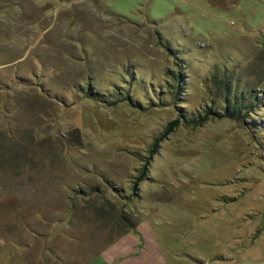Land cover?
I'll use <instances>...</instances> for the list:
<instances>
[{"label": "rangeland", "instance_id": "1", "mask_svg": "<svg viewBox=\"0 0 264 264\" xmlns=\"http://www.w3.org/2000/svg\"><path fill=\"white\" fill-rule=\"evenodd\" d=\"M0 264H264V0H0Z\"/></svg>", "mask_w": 264, "mask_h": 264}, {"label": "trees", "instance_id": "2", "mask_svg": "<svg viewBox=\"0 0 264 264\" xmlns=\"http://www.w3.org/2000/svg\"><path fill=\"white\" fill-rule=\"evenodd\" d=\"M20 81L23 84H27L28 82H30V80H27V79H23V80H20ZM232 99H233V101H232ZM232 99H231V101L233 102V105H232V108H231L232 110H231V112L229 114L228 113H222V112H219V111H216V110H212L210 107H206V108H204L205 110L203 112L197 113L195 115V118H190V119L187 120V122H189V123H201L202 121H204L206 118H208L210 116H212V117H216V116L217 117H223V116H226V117H231V118H236L237 119L238 116H240V114H241V117H245L247 115V112L241 113V109H242L241 104L237 101L235 96H233ZM240 100H243V98L240 97L239 101ZM224 101H225V103L228 104V98L225 97ZM226 107H225V110L227 109ZM244 107L245 106H243V108ZM179 121H180V118H176L172 122H170L166 126L165 131H164L163 134L166 135L167 133H169L176 125H178ZM156 143L157 142H155L154 145H156Z\"/></svg>", "mask_w": 264, "mask_h": 264}]
</instances>
